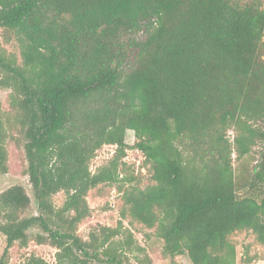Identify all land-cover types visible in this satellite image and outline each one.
Returning a JSON list of instances; mask_svg holds the SVG:
<instances>
[{
    "label": "trees",
    "instance_id": "16d2710c",
    "mask_svg": "<svg viewBox=\"0 0 264 264\" xmlns=\"http://www.w3.org/2000/svg\"><path fill=\"white\" fill-rule=\"evenodd\" d=\"M0 88V175L14 143L32 189L0 191V264L32 242L55 264H153L126 219L170 264H236L239 230L264 245V0H0ZM128 130L145 187L123 161ZM104 184L121 219L83 237Z\"/></svg>",
    "mask_w": 264,
    "mask_h": 264
},
{
    "label": "rangeland",
    "instance_id": "374dc122",
    "mask_svg": "<svg viewBox=\"0 0 264 264\" xmlns=\"http://www.w3.org/2000/svg\"><path fill=\"white\" fill-rule=\"evenodd\" d=\"M11 47L9 46L8 48L10 49ZM8 93V90L0 88V101L2 102L3 109H7L9 106ZM228 136L233 140L234 132L230 130ZM126 142L129 147L126 150V156L123 161L127 163L129 173L133 172L135 175L140 174L139 186L145 187L152 183V180L150 173L147 171V167L144 165V156L138 149L132 148L135 142V132L133 130L127 131ZM115 150V145H104L103 148L98 150L97 156L91 163L92 170L107 162L113 156ZM8 152L9 170L6 174L0 175V191L13 184H22L32 196L31 185L29 184L28 176L24 172L26 168L24 151L10 142L8 144ZM235 156L234 154L233 157ZM63 199V192H59L54 196V202L57 205H61ZM88 202L92 207V215L80 225L79 233L83 237H86L91 225L96 223L115 225L121 219L123 201L122 192L119 191L118 185H99L89 192ZM34 210L35 205L33 203L31 211ZM124 222L132 229L139 242L147 247L153 259V264H170L169 259L164 258L161 253V243L158 237L154 235L153 229H149L137 221L131 225L129 219L124 220ZM229 238L236 246V264H264V245L257 241L252 231L239 230ZM33 254L44 258L50 264L56 263V249L54 247L32 242L27 248H19L17 245L14 246L11 249L10 264H24L27 258ZM178 264L192 263L187 255H181L178 257Z\"/></svg>",
    "mask_w": 264,
    "mask_h": 264
}]
</instances>
